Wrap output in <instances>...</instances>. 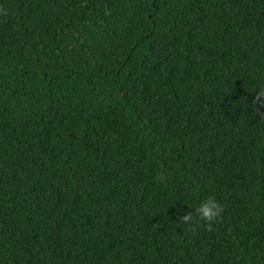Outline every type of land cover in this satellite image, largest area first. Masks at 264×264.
Wrapping results in <instances>:
<instances>
[{"label":"trees","instance_id":"obj_1","mask_svg":"<svg viewBox=\"0 0 264 264\" xmlns=\"http://www.w3.org/2000/svg\"><path fill=\"white\" fill-rule=\"evenodd\" d=\"M0 7V264H264V0Z\"/></svg>","mask_w":264,"mask_h":264},{"label":"clouds","instance_id":"obj_2","mask_svg":"<svg viewBox=\"0 0 264 264\" xmlns=\"http://www.w3.org/2000/svg\"><path fill=\"white\" fill-rule=\"evenodd\" d=\"M8 11L3 7H0V16L7 17ZM254 104H258L261 108H264V90H261L256 94ZM259 116H264V112L257 111ZM223 205H221L214 197H208L203 200L200 205L195 209V214L188 212L182 216H178L180 225H189L193 223H203L208 231H212L214 223H219L222 218ZM194 230V229H193Z\"/></svg>","mask_w":264,"mask_h":264}]
</instances>
